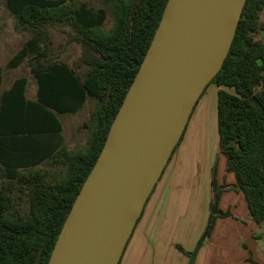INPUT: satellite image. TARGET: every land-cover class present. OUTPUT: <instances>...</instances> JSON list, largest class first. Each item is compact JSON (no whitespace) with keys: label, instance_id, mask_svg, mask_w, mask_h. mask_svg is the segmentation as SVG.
I'll list each match as a JSON object with an SVG mask.
<instances>
[{"label":"trees","instance_id":"1","mask_svg":"<svg viewBox=\"0 0 264 264\" xmlns=\"http://www.w3.org/2000/svg\"><path fill=\"white\" fill-rule=\"evenodd\" d=\"M3 1L16 29L32 34L6 67L15 68L26 60L36 92L33 100L27 99V80L18 77L0 93V264H46L166 0H101L113 18L107 31L102 30L105 11L84 3ZM263 8L264 0H245L228 53L201 93L211 84L218 87V152L225 158V172L232 173L236 183L217 185L213 166L207 235L217 217L229 215L217 204L220 194L230 187L242 193L255 223L264 221V44L254 38L262 27L258 15ZM55 28L80 48L70 65L56 61L47 50L48 31ZM87 99L95 101L89 125L85 124L87 142L82 148L67 150L58 117L78 112ZM22 148L28 154L22 155ZM38 165L53 170L34 169ZM22 201L25 211L21 213Z\"/></svg>","mask_w":264,"mask_h":264},{"label":"water","instance_id":"2","mask_svg":"<svg viewBox=\"0 0 264 264\" xmlns=\"http://www.w3.org/2000/svg\"><path fill=\"white\" fill-rule=\"evenodd\" d=\"M244 3L166 0L46 264H118L196 101L228 53Z\"/></svg>","mask_w":264,"mask_h":264},{"label":"crops","instance_id":"3","mask_svg":"<svg viewBox=\"0 0 264 264\" xmlns=\"http://www.w3.org/2000/svg\"><path fill=\"white\" fill-rule=\"evenodd\" d=\"M261 24L256 39L264 44V20ZM0 68L1 93L14 79L3 85L4 68ZM26 87L27 83L25 97L33 100L36 83L31 97ZM217 90V86L209 85L196 101L182 138L148 196L118 264H253L250 251L257 249L254 237L260 224L252 219L242 193L233 187L220 194L217 204L222 212L227 205L229 215L214 220L192 261L184 254L191 252L205 225L213 166L217 185L236 184L233 174L225 172V158L218 152ZM231 193L237 200L223 202ZM254 262L264 264L261 260Z\"/></svg>","mask_w":264,"mask_h":264},{"label":"rangeland","instance_id":"4","mask_svg":"<svg viewBox=\"0 0 264 264\" xmlns=\"http://www.w3.org/2000/svg\"><path fill=\"white\" fill-rule=\"evenodd\" d=\"M66 2H76L84 3L87 7L96 10L103 9L105 11V20L102 25V30L107 31L113 22V18L110 12V8L107 4L103 3L101 0H65ZM259 22L264 20V8L259 12L258 15ZM260 30V29H259ZM258 32L254 34L256 39ZM32 34L29 32L19 31L16 29L15 19L4 7V1L0 0V65L4 68L3 85L10 82L12 79L18 77H25L27 79L26 93L27 96L31 97L34 95L35 81L30 74L27 61H23L15 68H6L5 63L19 50L24 47L27 40L31 38ZM47 50L53 59L56 61H63L67 64H72L74 60L80 54V48L77 44L68 42L62 29L55 28L48 31L47 38ZM95 108V101L93 99H87L83 108L74 114L59 115V121L62 126V137L63 144L67 150H76L85 146L88 136V119L90 113ZM34 169H40L44 171H52L48 165H38ZM228 200H237L234 193L226 194L223 202ZM219 201V200H218ZM220 209V208H218ZM227 205L224 208V212H227ZM21 213L25 211V205L22 201L21 203ZM221 211V210H220ZM210 205L208 207V213L205 221V225L201 231V234L196 241L193 249L190 252V258H192L193 252H195L199 240L203 237L204 233L207 231V227L210 221ZM212 229V228H211ZM211 231V230H210ZM257 249L250 251L251 258L254 261H264V221L260 223L259 228L256 231L254 237ZM201 247V245H200ZM199 249V248H198ZM198 251V250H196ZM188 253V252H187ZM197 253V252H196ZM251 259V260H253Z\"/></svg>","mask_w":264,"mask_h":264}]
</instances>
